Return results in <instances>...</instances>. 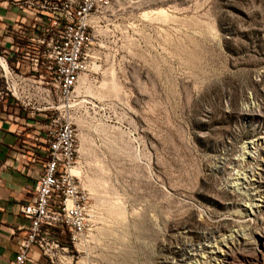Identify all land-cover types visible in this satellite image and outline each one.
I'll list each match as a JSON object with an SVG mask.
<instances>
[{
  "label": "rangeland",
  "instance_id": "374dc122",
  "mask_svg": "<svg viewBox=\"0 0 264 264\" xmlns=\"http://www.w3.org/2000/svg\"><path fill=\"white\" fill-rule=\"evenodd\" d=\"M89 52L68 114L101 263L264 264V0H113Z\"/></svg>",
  "mask_w": 264,
  "mask_h": 264
},
{
  "label": "built area",
  "instance_id": "2783aa9c",
  "mask_svg": "<svg viewBox=\"0 0 264 264\" xmlns=\"http://www.w3.org/2000/svg\"><path fill=\"white\" fill-rule=\"evenodd\" d=\"M112 2L0 0L12 11L0 13V109L9 119L24 117L20 132L32 127L41 143L28 159L39 163L34 199L18 204L29 222L9 264L32 262L33 246L46 264H102L93 248L94 210L80 179L78 134L68 106L79 99L93 29Z\"/></svg>",
  "mask_w": 264,
  "mask_h": 264
},
{
  "label": "crops",
  "instance_id": "0c3cea01",
  "mask_svg": "<svg viewBox=\"0 0 264 264\" xmlns=\"http://www.w3.org/2000/svg\"><path fill=\"white\" fill-rule=\"evenodd\" d=\"M0 13L12 15L11 10L2 6ZM24 121V117L9 119L6 110L0 109V264H9L17 249L18 236L29 222L18 211V204L35 196L39 163L28 159L32 151H39L41 143L32 137V127L20 132ZM30 253L34 259L27 264H46L38 247L33 246Z\"/></svg>",
  "mask_w": 264,
  "mask_h": 264
},
{
  "label": "bare ground",
  "instance_id": "6f19581e",
  "mask_svg": "<svg viewBox=\"0 0 264 264\" xmlns=\"http://www.w3.org/2000/svg\"><path fill=\"white\" fill-rule=\"evenodd\" d=\"M216 239V238H215ZM212 240V239H211ZM217 240V239H216ZM211 242V241H210ZM205 244V243H204ZM212 244V243H210ZM207 245V244H206ZM225 245V244H224ZM213 246V245H212ZM208 247V246H207ZM215 247V246H214ZM205 248V245H204ZM228 248V247H227ZM211 249V248H210ZM220 249V248H219ZM203 250V249H202ZM201 251V249H200ZM211 254H214L216 257H220L221 259H225L226 258V252L225 250H209ZM197 253V252H196ZM201 253V252H200ZM209 253V252H208ZM228 253V252H227ZM198 254V253H197ZM208 255V254H207ZM206 255V256H207ZM195 256V255H194ZM202 256V255H201ZM208 257V256H207ZM203 258V256H202ZM215 258V257H214ZM211 260V259H210ZM215 260V259H214ZM193 262V261H192ZM197 262V261H196ZM188 263V262H187ZM186 263V264H187ZM194 263V262H193ZM185 264V263H184ZM189 264V263H188ZM200 264V263H199ZM203 264V263H202ZM205 264V263H204Z\"/></svg>",
  "mask_w": 264,
  "mask_h": 264
},
{
  "label": "trees",
  "instance_id": "16d2710c",
  "mask_svg": "<svg viewBox=\"0 0 264 264\" xmlns=\"http://www.w3.org/2000/svg\"><path fill=\"white\" fill-rule=\"evenodd\" d=\"M63 235V234H62ZM62 241L64 242H68L67 239L65 237H62Z\"/></svg>",
  "mask_w": 264,
  "mask_h": 264
}]
</instances>
